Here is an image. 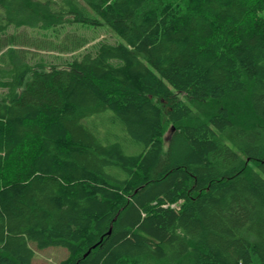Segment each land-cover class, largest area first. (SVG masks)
I'll return each instance as SVG.
<instances>
[{
    "label": "trees",
    "instance_id": "trees-1",
    "mask_svg": "<svg viewBox=\"0 0 264 264\" xmlns=\"http://www.w3.org/2000/svg\"><path fill=\"white\" fill-rule=\"evenodd\" d=\"M49 247L264 264V0H0V264Z\"/></svg>",
    "mask_w": 264,
    "mask_h": 264
},
{
    "label": "rangeland",
    "instance_id": "rangeland-1",
    "mask_svg": "<svg viewBox=\"0 0 264 264\" xmlns=\"http://www.w3.org/2000/svg\"><path fill=\"white\" fill-rule=\"evenodd\" d=\"M81 32H87L88 35H90V36L93 34V32H91L90 30H81ZM95 35L99 36V39L89 43L88 45H86L85 47L80 49L79 51H76L75 54H77L78 52L85 51L86 48H91L92 45L95 44L100 39L101 40L107 39V40L112 41L114 43L122 40V38L118 34H116L112 29H110V27H108L107 25L101 26L95 32ZM48 53H50V52H48ZM52 54H54V53H50V55H52ZM61 55L64 56L65 58H70L69 56L74 55V53H62ZM171 132H172V130H169L167 132V135H166L167 139L169 138ZM66 256H67V250L65 248H62V247H49V248H46L44 250H37L36 249L34 261L37 264H59L61 262V260H63Z\"/></svg>",
    "mask_w": 264,
    "mask_h": 264
},
{
    "label": "bare ground",
    "instance_id": "bare-ground-1",
    "mask_svg": "<svg viewBox=\"0 0 264 264\" xmlns=\"http://www.w3.org/2000/svg\"><path fill=\"white\" fill-rule=\"evenodd\" d=\"M199 119H200V117H199ZM193 121V120H192ZM197 122H198V120H197ZM126 136V135H125ZM123 137V136H122ZM127 137V136H126ZM124 139V138H123Z\"/></svg>",
    "mask_w": 264,
    "mask_h": 264
}]
</instances>
